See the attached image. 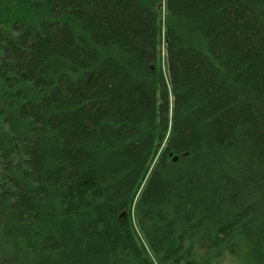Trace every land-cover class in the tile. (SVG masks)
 I'll return each mask as SVG.
<instances>
[{"label": "trees", "instance_id": "trees-1", "mask_svg": "<svg viewBox=\"0 0 264 264\" xmlns=\"http://www.w3.org/2000/svg\"><path fill=\"white\" fill-rule=\"evenodd\" d=\"M223 251L264 264V0H0V264Z\"/></svg>", "mask_w": 264, "mask_h": 264}, {"label": "rangeland", "instance_id": "rangeland-1", "mask_svg": "<svg viewBox=\"0 0 264 264\" xmlns=\"http://www.w3.org/2000/svg\"><path fill=\"white\" fill-rule=\"evenodd\" d=\"M202 248L206 249V245H202ZM222 253H223V261H224L222 264H241L239 260H237L238 259L237 257L229 255L228 252L226 251H223Z\"/></svg>", "mask_w": 264, "mask_h": 264}]
</instances>
